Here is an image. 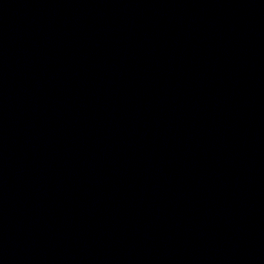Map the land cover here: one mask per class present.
<instances>
[{
  "label": "water",
  "instance_id": "obj_1",
  "mask_svg": "<svg viewBox=\"0 0 264 264\" xmlns=\"http://www.w3.org/2000/svg\"><path fill=\"white\" fill-rule=\"evenodd\" d=\"M0 264H264V0H0Z\"/></svg>",
  "mask_w": 264,
  "mask_h": 264
}]
</instances>
